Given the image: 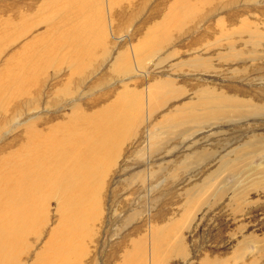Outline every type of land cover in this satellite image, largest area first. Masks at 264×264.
I'll return each instance as SVG.
<instances>
[{
  "label": "rangeland",
  "instance_id": "obj_1",
  "mask_svg": "<svg viewBox=\"0 0 264 264\" xmlns=\"http://www.w3.org/2000/svg\"><path fill=\"white\" fill-rule=\"evenodd\" d=\"M41 141L100 152L70 264H264V0H0V172ZM51 196L21 264L75 230Z\"/></svg>",
  "mask_w": 264,
  "mask_h": 264
},
{
  "label": "bare ground",
  "instance_id": "obj_2",
  "mask_svg": "<svg viewBox=\"0 0 264 264\" xmlns=\"http://www.w3.org/2000/svg\"><path fill=\"white\" fill-rule=\"evenodd\" d=\"M63 25L66 26L65 23ZM48 50L49 48H46L36 56L39 62L44 60V55ZM49 51L52 64L55 63L56 66L59 63H61L60 66L66 63L69 60V55L73 52V50L61 45L56 49L51 48ZM79 57L80 53L77 52L75 54L77 62L68 66L72 77L79 74L77 68L78 63H80ZM36 58L35 60H37ZM52 64L50 66H53ZM38 132L34 131V133ZM66 136L70 139L71 133L66 134ZM104 141L105 138H102L97 142L102 145ZM107 141L109 142H105L110 144L109 137ZM97 150L99 151L95 148V144L94 147L92 145L85 146L70 155L72 157L70 163V157L66 152H54L47 146V142L41 141L30 147L24 144L19 149L20 152L26 153L24 157H21V161L12 158L4 162L5 168L0 172V264H21L20 256L23 253L24 241L29 235L28 228L38 220L43 208L46 212L47 204L51 199L48 198L50 194H53L51 197L57 200L58 209L63 213L62 222L73 228L76 227L74 221L79 219L80 222L82 217L80 218V215L74 217V212L79 214L81 209L78 208L87 205V203L92 206L94 204L91 201L92 187L98 178H101L99 177L101 174L98 158L100 152H96ZM65 165L69 167V170L62 172L60 178H51L57 170L62 169ZM85 217L87 218V216H83L84 223L87 220L86 223L88 224L90 217L87 219ZM77 229L75 228L74 231L68 229L59 235L57 238L59 245L53 242L54 245L58 246H56L58 249L55 250L57 255L52 258H45L48 260L46 264H70V259L65 258V256L68 249L71 248L69 247L71 242L76 239ZM41 234V232L36 234V238H39ZM53 234L56 235L57 233ZM49 247L52 248L51 245Z\"/></svg>",
  "mask_w": 264,
  "mask_h": 264
}]
</instances>
